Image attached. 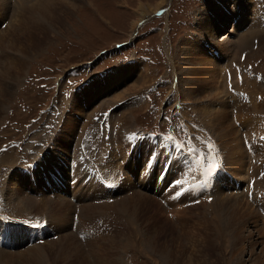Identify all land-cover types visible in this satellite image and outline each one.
Returning <instances> with one entry per match:
<instances>
[{"label":"rangeland","instance_id":"1","mask_svg":"<svg viewBox=\"0 0 264 264\" xmlns=\"http://www.w3.org/2000/svg\"><path fill=\"white\" fill-rule=\"evenodd\" d=\"M241 1L10 0L7 10H0V24L5 23L0 27V99L5 101L0 107V147L5 148L0 151V233L3 225L9 227L13 247H0V264H63L60 245L81 246V240L119 264H264V140L257 135L264 134V10L259 9L263 0L256 5L259 0H249L247 7ZM38 2H60L62 25L50 27L38 44L16 39L14 27L23 30L20 23L28 16L24 9L35 13ZM139 7L148 14L132 31ZM239 8H245V16ZM225 41L234 52L228 63L219 53ZM135 48L150 49V56L139 59ZM239 54L244 57L238 59ZM6 68L12 76L4 74ZM226 68L231 74L225 79ZM51 98L57 99L59 113L48 130L42 123L47 114L35 115ZM105 108L101 118L98 111ZM96 114L99 118L92 119ZM165 115L174 127L177 121L188 128L197 125L202 134L190 136L203 138L200 145L208 140L209 157L216 152L209 142L216 141L223 164L207 192L195 186L164 202L160 186L193 173L188 158L181 157L180 165L179 156L159 157L163 145L152 136L129 147L130 135L164 123ZM13 140L17 147L6 148ZM150 151L154 157L144 172ZM167 158L169 169L157 183ZM62 160L78 164L71 178L60 170ZM33 161L27 173L19 171ZM82 164L104 172L116 188L83 182ZM53 169L62 174V186L55 183L59 191L47 185ZM223 198L221 211L216 205ZM17 219L41 222L45 235L25 243L27 222Z\"/></svg>","mask_w":264,"mask_h":264},{"label":"bare ground","instance_id":"2","mask_svg":"<svg viewBox=\"0 0 264 264\" xmlns=\"http://www.w3.org/2000/svg\"><path fill=\"white\" fill-rule=\"evenodd\" d=\"M20 1V0H19ZM21 1H25V0H21ZM59 1V0H58ZM27 2V1H26ZM61 2V1H60ZM60 2H57L55 4H49L47 2H41V3H37L35 5L36 6V12L32 13V9L31 8H25L24 11H26V13H28V16L22 20V23H20V26L23 25V30L21 29V27H14V31H15V38L16 39H29L31 41H36L34 44H38L37 42H40L39 38H42V36H46L48 35V33L50 32V27L54 28V25H56L58 23V25H62V13L64 12V9L62 8V5ZM16 3V2H15ZM21 3V2H20ZM64 4H66L65 2H63ZM250 3L249 0H242L241 1V7H244V5L247 7V4ZM10 4V0H0V10L1 11H5V9L8 7V5ZM26 4V3H25ZM68 4V2H67ZM74 4V3H73ZM22 5V9L24 7V2L21 3ZM19 5V6H21ZM71 6V5H70ZM216 6V5H215ZM238 6V5H237ZM18 5L16 6V10H14V13H18L19 11L17 10ZM35 7V6H34ZM68 7V6H66ZM73 8V6H71ZM143 7V6H142ZM139 7L136 18L132 21V23L130 24V28L133 31L137 24L140 22V20H142L143 18H145V16H147V10H145L144 8ZM158 7V6H156ZM218 7V6H217ZM20 8V7H19ZM245 9V8H244ZM244 9H240L239 11L242 12V14L245 16V10ZM7 10V9H6ZM250 10V8L248 9ZM136 12V11H135ZM247 12V11H246ZM251 12V10H250ZM249 13V12H248ZM254 13V12H253ZM251 14V13H249ZM261 14V13H260ZM17 15V14H15ZM256 16V14H255ZM242 18V17H241ZM254 18V17H253ZM252 21V19H250ZM249 20V23H251V21ZM261 20V19H260ZM143 21V20H142ZM20 22V21H19ZM253 22V21H252ZM235 23V21H234ZM255 23V22H254ZM236 26L239 24L238 22L235 23ZM9 25L10 22H9ZM13 26V25H12ZM236 26L234 27V29L236 28ZM251 27V26H250ZM254 27V26H253ZM239 28V27H237ZM27 29V30H26ZM233 30V29H232ZM248 30V29H247ZM234 32V31H233ZM45 38V37H44ZM47 39V38H46ZM225 37L222 39L224 40ZM230 39V38H229ZM230 42V41H229ZM243 42V41H242ZM232 44V43H231ZM220 45V49H219V53L222 56H227L226 58V62L228 63V61L231 60V58H233L234 56V52H233V47L230 45V43H228L227 41H225L224 43L219 44ZM241 46V45H240ZM235 51V50H234ZM1 54V51H0ZM1 56V55H0ZM209 61V60H208ZM223 65V64H222ZM224 68V66H223ZM193 73V72H192ZM4 74L6 75H11V71L9 69H5L4 70ZM12 76V75H11ZM194 79L195 76L192 74L191 75ZM7 77V76H6ZM197 77V76H196ZM11 78V77H10ZM187 78V77H186ZM190 78V77H189ZM188 78V79H189ZM191 79V78H190ZM5 80V78H4ZM193 80V79H192ZM181 81L183 82L184 80L181 78ZM185 81L187 82V84H189V80L185 79ZM197 81V79L195 80ZM195 83V82H194ZM0 84H1V79H0ZM4 86V85H3ZM192 87V86H191ZM8 88V86H7ZM187 88V87H186ZM1 89V88H0ZM194 89V88H192ZM7 91V90H6ZM3 95V94H2ZM3 102L5 103V101H2V99H0V107L3 106ZM253 104V103H252ZM243 108V107H242ZM249 108V107H248ZM254 108V107H253ZM1 109V108H0ZM204 109V108H203ZM200 110V109H199ZM250 110V109H249ZM252 110V109H251ZM203 111V110H202ZM245 112V111H244ZM205 113V112H203ZM252 113V112H251ZM124 116H126V114H123ZM257 117V116H256ZM121 120V119H120ZM124 121V120H122ZM248 121V120H247ZM237 143V142H236ZM238 149V147H237ZM236 153V150L234 151ZM233 153V152H231ZM84 163V162H83ZM77 165H72V167H74V170H77L75 168H77ZM86 165V164H85ZM249 170V168H248ZM77 172V171H76ZM263 175V174H262ZM238 176V174H237ZM264 183V181H263ZM259 185V184H258ZM11 188V186H10ZM78 191V190H77ZM215 193L217 194L218 191L215 190ZM215 194V195H216ZM78 195V194H77ZM218 198V197H217ZM222 198V197H221ZM226 198V197H225ZM229 198V197H228ZM226 200V199H225ZM224 198L221 200H218L217 202V209L218 210H224L226 209V203H223V201H225ZM28 202V201H27ZM122 203V202H121ZM118 204V202H117ZM48 206V205H47ZM50 206V203H49ZM117 206V205H116ZM215 207V208H216ZM49 208V207H48ZM117 209V208H115ZM124 209V208H122ZM118 210V209H117ZM125 210V209H124ZM119 213V211L117 212ZM125 214V213H124ZM68 238H66L67 240ZM71 241V240H70ZM65 242L60 245L59 247V254L61 255V258L64 257L66 258V261L63 264H105L106 262H108L109 264H119V261L117 259H107L104 257H107L106 255L110 256L108 254H105V256H103V258L101 257V255L93 248V246L91 245V243L87 240H81V246L77 243L73 244L70 247L68 246H64ZM49 248H53L55 245L54 243H48ZM37 248V247H36ZM50 251V250H49ZM36 253V252H35ZM36 255V254H35ZM36 257V256H35ZM57 257L59 258V255H57ZM85 257V258H84ZM57 258V260H58ZM86 259V260H85ZM65 260V259H64ZM88 261V262H87Z\"/></svg>","mask_w":264,"mask_h":264},{"label":"built area","instance_id":"3","mask_svg":"<svg viewBox=\"0 0 264 264\" xmlns=\"http://www.w3.org/2000/svg\"><path fill=\"white\" fill-rule=\"evenodd\" d=\"M260 1L261 0H259L258 2H253L254 3V5H256L257 3H260ZM263 6H261L259 9L260 10H264V0H263ZM252 8V10H253V8L254 7H251ZM258 8L256 9V13L255 14H260L262 11H260ZM263 13H264V11H263ZM261 16H263L264 17V14H261ZM261 16H259L260 18H261ZM256 17H258V16H256ZM60 95H61V93H60ZM58 104V102H57V99L56 98H51L49 101H48V103L47 104H45V105H43V109H46L44 112H42V114L41 115H44V114H47V116L49 117V114L48 113H50V112H52L54 109H55V105H57ZM42 109V108H41ZM25 136V138L26 137H28L27 136V134L26 135H23V137ZM25 138H23V139H25ZM22 139V140H23ZM26 141H28L29 139L27 138V139H25Z\"/></svg>","mask_w":264,"mask_h":264},{"label":"snow or ice","instance_id":"4","mask_svg":"<svg viewBox=\"0 0 264 264\" xmlns=\"http://www.w3.org/2000/svg\"><path fill=\"white\" fill-rule=\"evenodd\" d=\"M209 147H210V149H211V146H209ZM196 154L199 155V152L196 151ZM204 160H205V161L207 160V154L205 155ZM194 163H195V162H194ZM215 167H216V165H211V166H209L208 169H207V171L204 173V175L210 177L211 174H212V172L215 170ZM205 182H206V181H205ZM178 186H182V185H179V182H178ZM36 226H40V225L38 224V225H36Z\"/></svg>","mask_w":264,"mask_h":264}]
</instances>
